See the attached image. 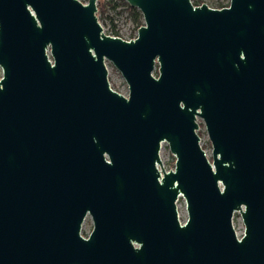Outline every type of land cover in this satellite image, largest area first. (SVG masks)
Masks as SVG:
<instances>
[{
  "label": "water",
  "instance_id": "water-1",
  "mask_svg": "<svg viewBox=\"0 0 264 264\" xmlns=\"http://www.w3.org/2000/svg\"><path fill=\"white\" fill-rule=\"evenodd\" d=\"M96 1L0 0V264H264V0Z\"/></svg>",
  "mask_w": 264,
  "mask_h": 264
},
{
  "label": "rangeland",
  "instance_id": "rangeland-1",
  "mask_svg": "<svg viewBox=\"0 0 264 264\" xmlns=\"http://www.w3.org/2000/svg\"><path fill=\"white\" fill-rule=\"evenodd\" d=\"M199 1L206 2V3L225 4L229 0H199ZM106 13H108L111 16L112 21H110V19L106 16V14L101 15L99 12H97L104 32L107 33L109 32V30H113V28H116V30L119 32H126V33H136L137 32L134 22L132 21L130 15L128 14L127 10L124 8L123 5L119 4L118 6H116L115 9L107 8ZM106 62L108 64L109 80H110L111 86L113 88H116L118 90H121L127 93L128 92L127 84L124 81L121 74L109 61H106ZM199 120H200L199 121L200 128L198 129V135L201 137L202 147L206 150L207 154L210 157L211 145L208 140V137H207V134L204 128V124L200 118ZM159 152L163 156L162 161H161V165L163 169L166 170V169L173 168L175 158L170 152L166 142H162ZM176 206H177V211H178V218H186L187 213L185 209V201L181 196L176 201ZM233 221H234L236 229L243 231L244 226H243L241 217L238 212L234 213ZM81 228L85 230L87 233H89L91 229V220L89 216L85 217Z\"/></svg>",
  "mask_w": 264,
  "mask_h": 264
},
{
  "label": "trees",
  "instance_id": "trees-1",
  "mask_svg": "<svg viewBox=\"0 0 264 264\" xmlns=\"http://www.w3.org/2000/svg\"><path fill=\"white\" fill-rule=\"evenodd\" d=\"M192 3L195 5H198L201 3L199 0H192ZM119 4L123 5L124 8L127 10L128 14L130 15L132 21L135 24V28L137 29L143 22H142V15L141 12L136 8L130 6L125 0H97L96 1V7L97 12H99L101 15L106 14V16L112 21L111 16L106 13L107 8L115 9L116 6ZM228 4V1L225 4H220L219 7L225 6Z\"/></svg>",
  "mask_w": 264,
  "mask_h": 264
},
{
  "label": "built area",
  "instance_id": "built-area-1",
  "mask_svg": "<svg viewBox=\"0 0 264 264\" xmlns=\"http://www.w3.org/2000/svg\"><path fill=\"white\" fill-rule=\"evenodd\" d=\"M102 30H103V28H102ZM103 32H104V30H103ZM112 32H117V30H116V28H113V30H109V32H107V33H112ZM105 34H106V32H104ZM134 34H136V33H134ZM107 61V60H106ZM198 119H199V117H197ZM200 128V125H199V123H198V128H197V132H198V129ZM205 128V127H204ZM199 142H200V146L202 147V144H201V137L199 136Z\"/></svg>",
  "mask_w": 264,
  "mask_h": 264
},
{
  "label": "flooded vegetation",
  "instance_id": "flooded-vegetation-1",
  "mask_svg": "<svg viewBox=\"0 0 264 264\" xmlns=\"http://www.w3.org/2000/svg\"><path fill=\"white\" fill-rule=\"evenodd\" d=\"M0 74H1V72H0Z\"/></svg>",
  "mask_w": 264,
  "mask_h": 264
}]
</instances>
